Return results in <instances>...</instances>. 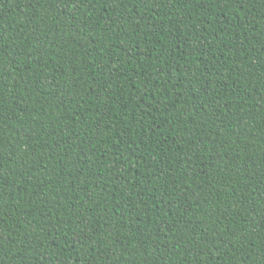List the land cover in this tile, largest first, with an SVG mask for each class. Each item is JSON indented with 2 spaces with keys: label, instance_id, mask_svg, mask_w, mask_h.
I'll return each mask as SVG.
<instances>
[{
  "label": "trees",
  "instance_id": "1",
  "mask_svg": "<svg viewBox=\"0 0 264 264\" xmlns=\"http://www.w3.org/2000/svg\"><path fill=\"white\" fill-rule=\"evenodd\" d=\"M0 264H264V0H0Z\"/></svg>",
  "mask_w": 264,
  "mask_h": 264
}]
</instances>
